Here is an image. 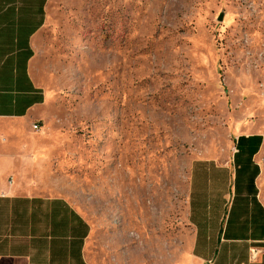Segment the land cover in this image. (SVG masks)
I'll return each instance as SVG.
<instances>
[{"label":"rangeland","instance_id":"374dc122","mask_svg":"<svg viewBox=\"0 0 264 264\" xmlns=\"http://www.w3.org/2000/svg\"><path fill=\"white\" fill-rule=\"evenodd\" d=\"M33 49L47 101L14 185L69 200L105 264L180 259L192 163L264 138V0H48Z\"/></svg>","mask_w":264,"mask_h":264},{"label":"crops","instance_id":"0c3cea01","mask_svg":"<svg viewBox=\"0 0 264 264\" xmlns=\"http://www.w3.org/2000/svg\"><path fill=\"white\" fill-rule=\"evenodd\" d=\"M47 1L0 0V264H105L91 246L90 222L69 200L20 191L11 176L12 150L39 129L47 101L32 68ZM232 146L221 162L192 163V233L186 254L171 264H264V138L242 133Z\"/></svg>","mask_w":264,"mask_h":264},{"label":"built area","instance_id":"2783aa9c","mask_svg":"<svg viewBox=\"0 0 264 264\" xmlns=\"http://www.w3.org/2000/svg\"><path fill=\"white\" fill-rule=\"evenodd\" d=\"M38 126L36 125V124H34V128H37ZM255 255H256V251L255 250H252V252H251V256L252 257H255Z\"/></svg>","mask_w":264,"mask_h":264}]
</instances>
